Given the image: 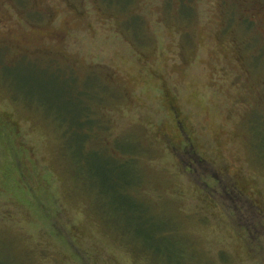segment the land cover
Masks as SVG:
<instances>
[{"label": "rangeland", "instance_id": "1", "mask_svg": "<svg viewBox=\"0 0 264 264\" xmlns=\"http://www.w3.org/2000/svg\"><path fill=\"white\" fill-rule=\"evenodd\" d=\"M0 15V264H264V0Z\"/></svg>", "mask_w": 264, "mask_h": 264}, {"label": "trees", "instance_id": "2", "mask_svg": "<svg viewBox=\"0 0 264 264\" xmlns=\"http://www.w3.org/2000/svg\"><path fill=\"white\" fill-rule=\"evenodd\" d=\"M59 73V72H58ZM57 74V73H56ZM84 95V94H83ZM82 95V93H80L79 94V96H83ZM74 99H76L77 101H79V98H78V96H75V97H73ZM81 104V103H80ZM93 122V120H91L90 119V114H89V112H88V109H86V111L85 110H83V112H82V115L80 116V119H79V122H78V124H77V126L82 130V134L80 133V135L85 139V141L87 142V139H88V137L86 136V129H87V127L91 124ZM76 135H79V132L76 134ZM99 158H101V156H98ZM108 161H115L113 164H111V165H104L105 167H103V166H100V167H98L100 170H102L103 172H107L108 173V175L106 176V177H104V178H106L107 180H110L112 177V172H110V171H108V169L110 168H113L114 166H116V165H118V163L116 162V160L114 159V158H112V157H110L109 159H108ZM111 177V178H110ZM121 182H126L124 179L121 181ZM127 183V182H126ZM131 186H129L128 187V189L130 188ZM126 190L125 191V194H124V196H126V197H128L129 195H130V193H129V190ZM123 191H124V189H123ZM121 198H122V196H120ZM143 214V211H142V213H141V215Z\"/></svg>", "mask_w": 264, "mask_h": 264}, {"label": "flooded vegetation", "instance_id": "3", "mask_svg": "<svg viewBox=\"0 0 264 264\" xmlns=\"http://www.w3.org/2000/svg\"><path fill=\"white\" fill-rule=\"evenodd\" d=\"M8 2H16L17 4H21L22 6L25 5H36V6H46V0H0V13L3 8V6ZM10 21L9 18H5L2 15H0V26L3 25V23H8ZM5 28V26H3ZM36 29V27H33Z\"/></svg>", "mask_w": 264, "mask_h": 264}]
</instances>
